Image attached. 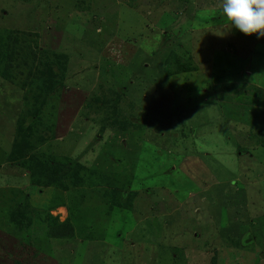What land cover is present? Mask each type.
I'll return each mask as SVG.
<instances>
[{
    "label": "rangeland",
    "instance_id": "rangeland-1",
    "mask_svg": "<svg viewBox=\"0 0 264 264\" xmlns=\"http://www.w3.org/2000/svg\"><path fill=\"white\" fill-rule=\"evenodd\" d=\"M39 263L264 264V38L222 0H0V264Z\"/></svg>",
    "mask_w": 264,
    "mask_h": 264
},
{
    "label": "trees",
    "instance_id": "trees-1",
    "mask_svg": "<svg viewBox=\"0 0 264 264\" xmlns=\"http://www.w3.org/2000/svg\"><path fill=\"white\" fill-rule=\"evenodd\" d=\"M11 45H6V50L3 54L2 57L5 58H11L13 55V47H11ZM183 69L180 70V68H178V70L176 72H181ZM50 81V80H49ZM50 90H53V88H48L47 92H50ZM115 104H118V101L115 102ZM261 143V142H260ZM262 144V143H261ZM27 159H30L29 164H27L28 168L32 165H41V168L38 171H34L35 174L39 175V176H44L46 178V180L44 181L43 186L47 187V188H55L56 185H61L63 181H68L70 180V178L72 179V184L75 188L76 187H81V186H87L88 184L91 185V183L93 182V178L94 176H99L101 174H89L86 176H80L79 179L75 178L77 172V169H80L78 166L79 164L75 162V160L73 159H69V158H61V159H57L55 160L54 157L49 156H43L41 155V157H37V155L33 156H28ZM86 173H87V169H86ZM88 180V184H80L79 186H77V183H82L83 181ZM41 181V179L37 178V180L35 181V184H39V182ZM85 183V182H83ZM63 190H67V187H62ZM68 191V190H67ZM77 191V190H76ZM126 195L125 193H122V198H124ZM75 197V201L72 203L74 205L78 204L81 202V199L78 201L79 196L74 195ZM81 198V197H80ZM57 198L56 200L47 205V210L48 213L49 211L58 208V207H66L68 208V204L65 202H57ZM69 209V208H68ZM47 223L46 226L48 228V233L49 236L51 238L54 239H69L72 238L74 236V227L71 223L70 217H68L65 221L63 222H59L57 218L51 216L50 214H47ZM245 239H241V244H249V243H245L244 242ZM251 241V240H250ZM30 248V246H27ZM27 248V249H29ZM40 264V263H39Z\"/></svg>",
    "mask_w": 264,
    "mask_h": 264
},
{
    "label": "clouds",
    "instance_id": "clouds-1",
    "mask_svg": "<svg viewBox=\"0 0 264 264\" xmlns=\"http://www.w3.org/2000/svg\"><path fill=\"white\" fill-rule=\"evenodd\" d=\"M222 11L234 29L264 38V0H222Z\"/></svg>",
    "mask_w": 264,
    "mask_h": 264
}]
</instances>
